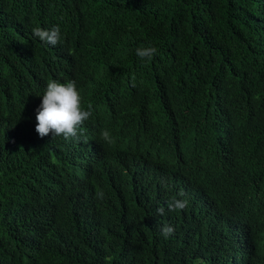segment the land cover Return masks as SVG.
Masks as SVG:
<instances>
[{
  "label": "trees",
  "instance_id": "obj_1",
  "mask_svg": "<svg viewBox=\"0 0 264 264\" xmlns=\"http://www.w3.org/2000/svg\"><path fill=\"white\" fill-rule=\"evenodd\" d=\"M49 80L78 138L36 132ZM0 264H264V0H0Z\"/></svg>",
  "mask_w": 264,
  "mask_h": 264
},
{
  "label": "clouds",
  "instance_id": "obj_2",
  "mask_svg": "<svg viewBox=\"0 0 264 264\" xmlns=\"http://www.w3.org/2000/svg\"><path fill=\"white\" fill-rule=\"evenodd\" d=\"M32 34L40 41L55 46L61 41L59 25L51 29L35 27ZM157 54V49L153 46L138 47L136 55L141 60H151ZM132 87H135V76L132 77ZM93 114V105L83 106V96L77 87L75 80L59 82L49 80L45 92L42 95L40 105L36 109L35 130L39 137L43 139L49 135L53 137L63 136L65 140L78 138L82 135L81 129L85 121ZM102 138L109 144L114 143L108 130L101 132ZM179 196L184 197V191ZM104 193L97 189V198L102 199ZM189 201L187 199H177L173 197L167 202L169 211H183L187 208ZM158 215H164V207L157 208ZM175 229L170 225H164L161 228V235L167 239L174 233Z\"/></svg>",
  "mask_w": 264,
  "mask_h": 264
}]
</instances>
